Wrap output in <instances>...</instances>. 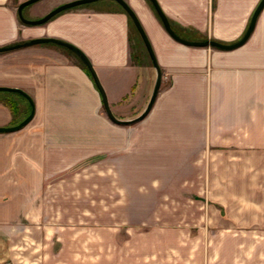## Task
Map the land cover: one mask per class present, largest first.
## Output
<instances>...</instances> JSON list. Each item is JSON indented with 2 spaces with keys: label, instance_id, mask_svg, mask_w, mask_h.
<instances>
[{
  "label": "crops",
  "instance_id": "0c3cea01",
  "mask_svg": "<svg viewBox=\"0 0 264 264\" xmlns=\"http://www.w3.org/2000/svg\"><path fill=\"white\" fill-rule=\"evenodd\" d=\"M16 1L0 0V46L39 36L69 40L89 56L117 117L124 119L129 101L133 110L143 106L157 72L119 2L92 1L24 26ZM65 1L34 3L29 15L38 18ZM127 1L163 72L156 100L139 121L111 119L90 71L58 43L0 52V86L22 88L34 107L24 126L0 130V226L39 222L29 201L48 191L44 178L54 176L61 160L57 145L71 144L70 137L120 145L133 125L128 172L152 187L164 185L167 210L196 209L203 216L172 217L147 231L135 227L127 238L114 227L122 222H108L101 249L70 250L65 262L57 260L62 251H52L51 264H264V7L242 44L220 48L177 40L151 0ZM157 1L182 37L233 43L245 35L261 0ZM3 91L32 108L19 92ZM5 96L0 126L17 121Z\"/></svg>",
  "mask_w": 264,
  "mask_h": 264
},
{
  "label": "rangeland",
  "instance_id": "374dc122",
  "mask_svg": "<svg viewBox=\"0 0 264 264\" xmlns=\"http://www.w3.org/2000/svg\"><path fill=\"white\" fill-rule=\"evenodd\" d=\"M22 1L24 0L16 1L17 8ZM46 1L48 0H38L25 6L24 16L31 18L30 5ZM99 1L110 0L93 2ZM19 22L21 25H28L20 18ZM135 33L137 38L140 37L137 29ZM141 45L142 50L148 55L143 40ZM137 46V44L133 46V52L138 57L140 50ZM149 61L152 62L150 56ZM155 81L154 75L148 83L150 93L140 109L133 110L132 101H129L124 119L134 118L144 111L152 95ZM4 93L9 92H0V98L8 95L4 100L12 102L17 117L15 124L20 123L30 114L32 108H29L20 97ZM133 129V125L126 126L125 141L120 145H104L101 137L82 138L79 142L70 137L68 141L71 144L57 145V153L61 155V160H57L54 176L51 173L44 178L48 191L33 195L32 202L29 201L38 214L36 218L39 222H34L33 226L23 223L17 226L11 224L0 226V264H51L56 259L55 254L54 257L49 253L52 251L57 253L62 251V254H57V260L65 262L69 260L70 250L101 249L102 238L108 235L103 232L107 230L108 222H122L120 226L114 227L120 229L127 238L129 234L134 233L135 227L147 231L156 225H166L164 223L172 217L203 216L204 211L196 209L167 210L164 204L166 203V193L163 192L166 191V187H163L164 179L160 181L162 187L158 188L156 184L152 187L148 179L146 181L137 179L128 172V162L125 159L133 151ZM38 208H41L40 211ZM227 212L229 211L222 210L224 216ZM231 213L234 214L232 211ZM240 213L236 211L237 215ZM52 222H57V225H52ZM192 228L197 229L196 226ZM261 228L259 227L260 231Z\"/></svg>",
  "mask_w": 264,
  "mask_h": 264
},
{
  "label": "water",
  "instance_id": "95a60500",
  "mask_svg": "<svg viewBox=\"0 0 264 264\" xmlns=\"http://www.w3.org/2000/svg\"><path fill=\"white\" fill-rule=\"evenodd\" d=\"M38 1V0H24L22 1L19 5H18V15L19 18L26 24L29 25H38V24H42L45 23L47 21H49L51 18H53L57 13L76 6V5H80L83 3H87L93 0H69L66 2H63L57 6H55L54 8H52L51 10H49L48 12H46L44 15L38 17V18H27L24 16L23 14V9L25 6ZM123 7L124 9L128 12V14L130 15V17L132 18L135 26L137 27L144 43L145 46L150 54V57L152 58V61L154 63V66L156 68V81H155V85H154V89H153V93L150 97V100L146 106V108L144 109V111L138 115L135 118L132 119H121L119 117H117L115 115V113L113 112L108 98H107V94L105 92V89L99 79V76L93 66V64L91 63L90 59L86 56V54L79 49L78 47H76L73 43L66 41L62 38L59 37H55V36H39V37H33L31 39L25 40V41H20V42H16L13 44H8V45H2L0 46V52L2 51H7V50H11V49H16V48H20V47H24L27 45H31V44H35V43H42V42H54V43H60L63 44L65 46L68 47H72L74 49H77L81 55L83 56V58L85 59V62L88 66L89 71L91 72L98 88L100 89V91L102 92L103 95V100H104V106L106 109L107 114L109 115V117L111 119H113L116 122L119 123H123V124H129V123H133L136 121H139L141 119H143L151 110L156 97L158 95L160 86H161V82H162V68L158 62L157 56L155 54V51L153 49V46L151 44V41L137 15V13L135 12V10L132 8V6L128 3L127 0H117ZM151 2L153 3V5L155 6L159 16L161 17V20L163 22V25L165 26V28L167 29V31L177 40L184 42L186 44H190V45H200V46H216V47H220V48H234L236 46H239L240 44H242L251 34L254 26H255V22L257 20V17L259 15V13L261 12L262 8L264 7V0H261L259 2V4L257 5L253 15H252V19L250 22V25L245 33V35L238 41L233 42V43H225V42H221V41H217L214 39H205V40H191V39H187L185 37H182L180 34H178L175 29L173 28L169 18L167 17V15L165 14V12L162 10L161 6L159 5L157 0H151ZM0 90H9V91H15V92H19L21 94H23L25 97H27L30 101V103L32 104V110L30 112V114L24 119L22 120L20 123L14 124V125H8V126H0V130H13V129H18L21 128L22 126H24L27 122H29V120L33 117L34 115V107H33V100L32 97L29 95V93H27L25 90H23L22 88L19 87H13V86H0Z\"/></svg>",
  "mask_w": 264,
  "mask_h": 264
},
{
  "label": "flooded vegetation",
  "instance_id": "af4514ba",
  "mask_svg": "<svg viewBox=\"0 0 264 264\" xmlns=\"http://www.w3.org/2000/svg\"><path fill=\"white\" fill-rule=\"evenodd\" d=\"M93 1H95V0H93ZM115 1V0H114ZM117 1V0H116ZM66 2V1H65ZM90 2H92V1H90ZM118 2V1H117ZM63 3V2H62ZM87 3H89V2H87ZM59 4H61V3H59ZM59 4H57V5H59ZM83 4H86V3H83ZM56 5V6H57ZM80 5H82V4H80ZM77 6V5H76ZM74 7V6H73ZM123 7V6H122ZM54 8V7H53ZM124 8V7H123ZM64 11V10H63ZM63 11H61V12H59V13H57V15L58 14H60V13H62ZM59 38H61V37H59ZM63 39V38H62ZM64 40H66V39H64ZM66 41H69V40H66ZM69 42H71V41H69ZM72 43V42H71ZM58 44H60V43H58ZM60 45H62L63 47H66L67 49H69V50H71L72 52H74L78 57H79V59H81V61L85 64L86 62H85V59L83 58V56L81 55V53L77 50V49H74V48H72V47H68V46H65V45H63V44H60ZM75 45V44H74ZM76 47H78L77 45H75ZM79 48V47H78ZM80 49V48H79ZM82 50V49H81ZM83 51V50H82ZM84 52V51H83ZM85 53V52H84ZM86 54V53H85ZM86 56L89 58V56L86 54ZM90 59V58H89ZM91 61V60H90Z\"/></svg>",
  "mask_w": 264,
  "mask_h": 264
},
{
  "label": "trees",
  "instance_id": "16d2710c",
  "mask_svg": "<svg viewBox=\"0 0 264 264\" xmlns=\"http://www.w3.org/2000/svg\"><path fill=\"white\" fill-rule=\"evenodd\" d=\"M132 19V18H131ZM133 21V20H132ZM134 23V22H133ZM85 67L88 69V66H87V64L85 63ZM88 71H89V69H88ZM91 73V72H90ZM21 94V93H20ZM23 95V94H22ZM9 105H11V106H13L12 105V102L11 101H8V100H5Z\"/></svg>",
  "mask_w": 264,
  "mask_h": 264
}]
</instances>
